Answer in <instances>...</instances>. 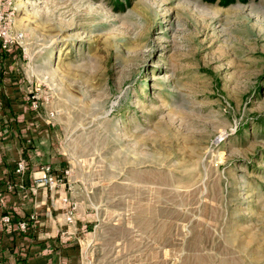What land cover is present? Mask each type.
Wrapping results in <instances>:
<instances>
[{"label": "rangeland", "instance_id": "rangeland-1", "mask_svg": "<svg viewBox=\"0 0 264 264\" xmlns=\"http://www.w3.org/2000/svg\"><path fill=\"white\" fill-rule=\"evenodd\" d=\"M13 4L83 264H264V0Z\"/></svg>", "mask_w": 264, "mask_h": 264}, {"label": "crops", "instance_id": "crops-1", "mask_svg": "<svg viewBox=\"0 0 264 264\" xmlns=\"http://www.w3.org/2000/svg\"><path fill=\"white\" fill-rule=\"evenodd\" d=\"M9 60L10 52L0 58V264H83L76 225L64 221L63 188L33 189L31 178L42 162L28 138L38 132L37 113L25 99L33 83H23ZM21 157L28 162L24 177L14 172ZM3 215L11 217L10 224H2ZM23 220L29 223L25 233L15 227Z\"/></svg>", "mask_w": 264, "mask_h": 264}, {"label": "built area", "instance_id": "built-area-1", "mask_svg": "<svg viewBox=\"0 0 264 264\" xmlns=\"http://www.w3.org/2000/svg\"><path fill=\"white\" fill-rule=\"evenodd\" d=\"M16 17V10L13 4V0H0V58L6 53L10 52L13 46H20L24 41V34L22 32H13L14 20ZM40 85H35L33 91L26 93L25 99L29 103L32 111H36L39 108V96ZM45 100V99H44ZM47 100V99H46ZM47 102V101H46ZM55 114L51 112L49 119H54ZM14 172L19 177H24L28 173V162L25 158L21 157L16 161ZM69 170H63L60 173H55L51 165L43 164L32 175L33 189L44 188L51 192H56L65 188L69 182ZM69 188V185H68ZM64 208V221L67 226L75 224V204L68 201L65 196L61 200ZM34 220V217H31ZM2 224H10L11 217L9 215H3L1 217ZM28 221L16 222V229L20 232H26L28 228ZM62 235L70 236L68 232L64 231Z\"/></svg>", "mask_w": 264, "mask_h": 264}, {"label": "trees", "instance_id": "trees-1", "mask_svg": "<svg viewBox=\"0 0 264 264\" xmlns=\"http://www.w3.org/2000/svg\"><path fill=\"white\" fill-rule=\"evenodd\" d=\"M203 1L208 4H217L218 6H221V7H228L235 3L247 4L248 2L252 0H203Z\"/></svg>", "mask_w": 264, "mask_h": 264}]
</instances>
